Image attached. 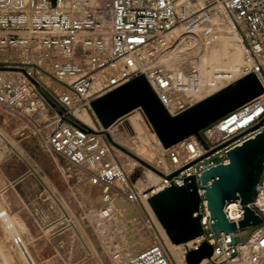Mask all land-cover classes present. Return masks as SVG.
Instances as JSON below:
<instances>
[{
  "label": "rangeland",
  "instance_id": "374dc122",
  "mask_svg": "<svg viewBox=\"0 0 264 264\" xmlns=\"http://www.w3.org/2000/svg\"><path fill=\"white\" fill-rule=\"evenodd\" d=\"M110 2L111 0H95V7L92 9L98 8L104 10L105 8H110ZM215 5L217 3L208 4V7L203 10L199 6L192 5L189 11L181 13L183 17H189L188 19H184L181 24L188 22L186 28L193 26L199 15ZM191 12L195 13L189 15ZM213 21H218L216 24L226 27L231 24L223 13L217 15V17L208 18L205 20V25H211ZM212 36V33L202 31L196 37H193L192 47H189L190 51L196 54L201 43L208 42ZM77 53L79 60L88 58L87 55H82V51L79 49ZM5 59L8 58H0V72H13L15 75L19 73L15 77L23 80L25 85L33 86L35 84V88L39 92L42 89L46 90L57 103V106L45 103L46 107L42 105L37 112H27L24 107L12 110L8 106L0 104V204L6 209L10 223L15 226L16 232L23 236L36 264H113L111 254L122 252L127 256L135 255L147 247L154 240L153 236L156 234L164 243L170 257L175 260L172 251L165 244L156 226L153 225L155 228L153 231L143 221L145 215L150 218L148 211L142 203L141 195L143 194V190L147 189L146 185L148 183L155 185L158 182L157 187L160 186V176L168 178L164 174V172L168 171L167 168L164 169L154 159L150 161L151 158L143 155L145 157L144 160L134 153L137 150L132 138H140L144 132H148L152 136L150 141L152 148H158L160 156L162 158L164 156L163 160H166L164 153L161 152L159 147L160 143L155 131H153L155 129L145 111L141 108L153 130L146 127L145 123L141 120H137L138 116L136 114H129L130 112L106 128L91 105V102L99 97L94 98L89 103L85 99L81 100L82 97L78 95L75 84L66 86L56 77L54 66H50V68L45 67L47 70L43 71L44 74L54 81L63 84L78 100V106L88 109L92 117L84 109H80L77 115L88 125L96 126L95 129L91 128L79 120L68 105L60 102L57 93L41 81L36 73H34V77L39 82L28 76L25 79L20 74H26V70L24 69L26 67L31 68V65L9 62L5 61ZM108 71L109 69L106 70V72ZM157 72L160 73V69H157ZM140 75L145 76L148 80L145 74L138 73V75L131 77L125 83ZM235 84L236 82L233 83V85ZM250 102L246 104L249 105ZM62 107L64 108L65 116H62L60 112ZM190 107L192 106H188L176 115ZM42 108H45L46 119H43L39 115ZM71 115L90 129L92 135L103 138L109 146L115 161L120 167H124L129 189H134L138 194L139 201H136L137 203H131L125 198L123 201L129 202L130 206L133 207L136 218H134L135 224H129L127 228L122 230L116 227H109L107 225L108 221L102 223L99 219V214L104 181H101L102 183L100 184L90 185L88 183L90 179L97 176H94L93 172L87 170V166L81 167L80 165L70 164L66 156L55 151H50L46 147L42 134L55 133L64 124H71L68 120ZM227 116L228 114L224 115L200 130L202 138H199L196 134L188 135L169 146V152L176 151L178 144L181 142L195 137L199 144L204 147L206 153L191 167L193 173L200 171V169L208 165L224 162L228 158L226 150L231 145L229 143L235 142L252 130L249 129L233 136L225 142L224 140L214 142L207 134V130L213 128ZM263 121L264 119L261 118L260 125ZM52 123L54 125L49 126ZM149 130H151V133ZM133 160L136 161L135 165H132ZM156 167L159 169L163 168V172L156 169ZM184 172L180 171L171 178L176 180V178L183 176V179H185L187 176ZM139 179L146 185H138L137 181ZM262 181H264V175ZM45 184L60 200V207L63 211L54 201ZM111 192L112 189L109 190V193ZM119 215L122 216V213ZM123 220L127 219L123 218ZM157 226L163 229L165 238L167 239L166 231L162 227V224H157ZM261 226L253 225L242 228V231H246V233L242 237H238L237 241L247 240L251 233ZM160 231L162 232L161 229ZM205 234H208V231H205ZM13 237L8 229V223L0 218V264H5L4 255L10 264H28L21 250L13 244ZM142 239H145V241L139 242ZM204 248L205 252H202L197 258L191 259L190 263L195 264L201 257L209 255V246H205Z\"/></svg>",
  "mask_w": 264,
  "mask_h": 264
},
{
  "label": "bare ground",
  "instance_id": "6f19581e",
  "mask_svg": "<svg viewBox=\"0 0 264 264\" xmlns=\"http://www.w3.org/2000/svg\"><path fill=\"white\" fill-rule=\"evenodd\" d=\"M11 1L15 4H23L26 6L27 10L25 16L27 19L33 20L35 18L34 7L37 9L39 3L42 0ZM58 3L59 10H64L66 8L70 9V13L73 17L77 15L84 16L87 14L89 8L95 7V0H59ZM192 5L199 6L201 10L208 7L206 6V2L203 0H199L197 2L183 1L178 4V11L180 13L189 11ZM194 13L195 12H191L189 15ZM221 13H223L230 21V26L226 27L216 24L218 21H213V23L208 26L205 25V20L208 18L217 17V15ZM48 14V12H45L44 16H48ZM111 16L112 15L109 8H105L102 19L107 26L111 25ZM184 18L188 19L189 17ZM187 24L188 22L178 25L169 32L162 34L157 40L153 42H147L143 47L104 65L99 72L92 75L93 81L90 85L88 93L93 94L99 92L112 85V83L122 80L126 74L132 73L138 69H142L148 71V82L151 86H153L156 94L161 96L168 113L174 116V112L179 108L185 107L186 105L195 106L198 103L206 101L210 97L233 85L234 82L243 79L245 76L251 73V69L256 65L257 62L250 52L247 51L239 34H237L235 31L234 24L232 23L225 8L221 4H217L203 14L199 15L196 18L195 24L193 26L186 28ZM202 31L210 32L213 34V36L210 37L208 42L201 43L196 55L190 51L189 47H192V38L196 37ZM157 53H159V57L156 56ZM2 57L17 58L26 61L30 60V58L23 54V51L20 49H17L8 55L0 54V58ZM33 59L41 66L47 68H50V66L53 67L51 64L52 62H50L49 59L36 57ZM70 61L71 63L64 67V69L68 72L65 76H62V78L68 82H73L81 78L90 70L96 68L98 65L104 62L102 58L97 60L90 57H88L84 62L80 61L76 57ZM262 63L264 64V59H262ZM157 68L160 69V73L156 72ZM107 69H109L108 72H106ZM56 71L58 72V69H54V72ZM16 75L18 76L19 73ZM16 75L13 74V72H0V79L4 86L14 84L18 90L27 92L28 88L25 84H23L24 81L15 77ZM39 78L66 101V103L72 109L73 114L79 120L88 125L84 120L78 117L77 112L80 109L86 110L89 114L90 112L87 108L78 106V100L68 89L65 88V86L54 81L43 72L39 73ZM205 112L206 111H202L201 114ZM131 113L136 114L138 116L137 120H141L145 123L146 127L149 129L151 128L149 120H147L145 117L141 107L135 108L129 114ZM192 114L196 116L198 113L195 114L194 112ZM263 114L264 94L261 95L259 100L256 102H251L249 105L242 107L239 111L218 122L213 128L208 129L207 134L214 142H218L223 139L227 140L234 133L245 129V127L247 128ZM39 115L42 116L43 119L46 117L45 108L40 110ZM179 124H183V122ZM51 125L54 124L52 123L49 126ZM88 126L94 129L96 128L95 125ZM153 131H155V134L159 140L161 152H163L166 157L165 161L163 160L164 156L163 158L160 156V150L155 147L152 148V143L150 144L152 139L151 134L144 132L140 138H132L135 149L138 152V154L137 152H134L136 155L144 160L146 156L147 158H151L150 161L154 159V161H157V163L163 166L164 169H168V171L164 172L168 178L164 176L161 177L159 175V182L161 181V185L158 187V182L155 185H150V183L146 185L140 179L137 181L138 185H146L147 187L146 190H143L141 199L143 206L150 215V222H148L149 217H147V215H145L143 221L146 226L151 228L153 231L155 230L153 225L156 226L165 244L168 248H170L169 250L172 251L174 255L173 257L177 261V264H192L190 263L191 259L197 258L198 255H200L202 252H205L203 244L199 245L203 239V236L200 235L184 243L173 242L166 228L163 226L158 216L155 215L156 213L149 202V198L168 187L170 183V176H173L180 171H186L185 173L190 174L191 167L197 160L203 157V155L206 153V150L199 144L195 137H192L178 144L175 153L176 157L174 158L172 157L171 152H169L170 148H168L163 143L156 130ZM149 132L151 133V130H149ZM251 134L253 135L254 132ZM89 138L90 140H93V143L76 144L77 141L72 140L68 148L64 150V153L70 164L80 165L81 167L87 166V170L93 172L94 176L103 174L106 175L107 173L110 174L109 182H104L105 184L103 185V195L101 197L102 204L100 207L99 219L102 223H106L108 221L107 225L109 227H116L123 230L127 228L129 224H135L136 218L134 209L132 206H130L129 202L137 203L135 199L131 198L129 183L125 175L126 171L123 166L118 168L116 164L114 169L111 171L106 169L107 165L109 166L115 163V159L109 151L106 142L103 140V138H99L97 136ZM241 142L242 139L238 140L237 143ZM122 143L124 142L122 141ZM88 150H93L94 152L89 158H86V153ZM133 161L134 162H132V165H135L136 161ZM226 163H229V158L226 159ZM128 164L127 166H129ZM158 167H156V169L163 172V168L159 169L160 167ZM101 181L96 179V177H92L88 183L90 185H95L102 183ZM178 183L183 184V178H179ZM46 187L51 193L54 201L60 207V200L47 185ZM260 187L262 189V193L255 201V205L264 211V184ZM110 189H112L111 193L108 192ZM201 191L203 192L204 189L201 188ZM124 198L129 202H123L125 200ZM225 208L229 217L235 218L236 220L239 219L243 213L245 214V210L240 199H232L227 201ZM207 212L210 214L208 208ZM120 213H122V216L119 215ZM122 217L126 218L128 221L123 220ZM0 218L8 223V229L12 233V236H14L12 239L13 244L19 250H21L28 264H36L34 258L29 252L23 236L16 232L15 226L10 223L6 209L1 204ZM157 218L166 231L168 240L165 238L163 229L157 226V224L160 225ZM160 229L163 233L160 231ZM155 238L157 239L159 236L156 234L153 236V239ZM16 239H19L18 243L16 242ZM261 239H264L262 231L255 230L253 236H250L246 241L240 243V252L238 256L229 259L227 254H223L219 250H216L213 252L211 257L205 255L199 264H251L252 257L249 250L254 246L256 249H258L257 255L261 256L263 260L262 264H264V248L260 246ZM144 241L145 239H142L139 242L142 243ZM87 249L89 248L87 247ZM189 249L193 250L190 251ZM124 256H126V258H130L133 255L127 256L122 252L111 254L113 264H116L117 261L123 259ZM4 259L5 264H10L5 255Z\"/></svg>",
  "mask_w": 264,
  "mask_h": 264
},
{
  "label": "built area",
  "instance_id": "2783aa9c",
  "mask_svg": "<svg viewBox=\"0 0 264 264\" xmlns=\"http://www.w3.org/2000/svg\"><path fill=\"white\" fill-rule=\"evenodd\" d=\"M183 1L197 2L199 0H111L109 10L112 15V20L111 25L107 26L102 19L104 10L98 8L95 10L89 8L86 15H77L73 17L70 13V9L66 8L64 10H59V0H55V2L54 0H42L37 9L34 7L35 18L30 20L25 16L27 10L26 6L23 4H15L11 0H0V54L8 55L17 49L23 51V54L30 58V60L26 61L23 59L8 58L5 59V61L31 65V68L26 67V69H24L26 70V74H20L23 75L25 79H27L28 76L32 77L37 82L39 81L34 77V73L39 77V73L47 70V68L39 65L33 58L49 59L54 69H58V72H55L56 77L66 86L75 84L78 95L82 97L81 100L85 99L87 103H89L94 98L100 97L122 85L131 77L138 75V73L145 74L148 78V71L138 69L132 73L126 74L122 80L112 83V85L99 92L93 94L88 93L93 81L92 75L95 74V71L99 72L104 65L143 47L147 42L157 40L162 34L180 25L185 18L182 17L181 13L178 11V4ZM203 1L206 2V6L211 3H217L225 8L234 24L235 31L239 34L247 51L250 52L257 62L251 69V73L257 76L264 88V64L262 63V59H264V0ZM45 12H48L50 15L44 16ZM78 49L82 51V55H87L97 60L102 58L104 62L90 70L81 78L73 82H68L62 78V76H65L68 72L64 67L69 65L71 63L70 60L73 58H78ZM158 54L159 53H157L156 56H158ZM80 61L84 62L86 59ZM34 69L36 70L34 71ZM91 72L94 73L90 75L89 73ZM27 88V92H24L23 90H18L14 84L4 86L0 79V104L8 106L12 110L24 107L27 112H37L39 107L42 105L45 106V103H50L46 96L35 88V84H33V86L29 85ZM58 96L60 102L68 105L60 95ZM157 96L163 103L161 96H159V94H157ZM260 96L253 99L251 102H256L259 100ZM38 102H40V105H38ZM246 105L248 104L230 112L228 116L239 111ZM188 106L189 105L179 108L174 112V115L186 109ZM62 116H65V112L62 113ZM261 118L264 119V114L257 118V120L247 128L245 127V129L234 133L231 137L249 129L252 130L244 134V136L240 137L238 140L242 139L243 142L248 138L254 137L257 132L264 130V121L260 125ZM257 124H259V128L253 129ZM252 132H254L253 135L251 134ZM91 133L92 132L71 123L64 124V126L60 127L55 133L42 134V137L46 147L49 148L50 151H55L66 156L64 150L68 148L72 140H76V144L93 143V140H90L89 137H94L96 135H92ZM231 137H229V139ZM229 139L223 140L225 142ZM238 140L229 143L231 145L228 144L229 147L226 150V155L230 149L234 148L236 145L242 144V142L237 143ZM107 147L110 151L108 145ZM93 152V150H88L86 158H89ZM175 153L176 151H171V155L174 158L176 157ZM220 163H226V160ZM115 164L120 168V165L115 161V163L109 166L107 165L106 169L111 171L114 169ZM217 164L208 165L195 173H193L192 170H190V174L185 173L186 171L184 173L186 176L196 174L197 177H199L203 170ZM109 178L110 174L108 173L96 177V179L99 181L102 180L105 183L109 182ZM179 178H183V176ZM179 178H176V180L170 178L168 187L172 184L183 185L184 183H178ZM263 184L264 181H262L261 178L256 196L254 201L250 204V207L262 217L263 221L259 224L262 226L257 230L262 231L264 235V211L255 205V201L262 193L260 186ZM130 190L131 198L139 201L137 192L132 188H130ZM204 191L202 192L201 188L199 189L200 196L202 197L200 204V213L203 215L201 223L204 229V234L202 235L203 239L199 245L207 242L213 247L214 252L219 250L223 254H227L229 259H232L238 256L240 252V243L244 242V240L237 241V238L242 237L246 231H242V228H238L233 233L222 232L220 235H216L210 226L211 219L210 214L207 212L208 207L207 200H205L203 196ZM224 211L228 219L237 224L244 217L243 213L242 216L236 220L235 218L229 217L226 208H224ZM197 214L198 213H195V215ZM148 222H150V218H148ZM205 231H208V234H205ZM254 232L255 231H253L250 236H253ZM232 237L235 239L234 244H232ZM16 242L18 243L19 239H16ZM260 246L264 248V239L260 240ZM189 250L191 251L193 249ZM257 250L255 246L251 247L249 250L252 257L251 264H262L263 262L261 256L257 255ZM116 264H177V261L170 257L162 240L160 238H155L143 250L130 258L120 259Z\"/></svg>",
  "mask_w": 264,
  "mask_h": 264
},
{
  "label": "water",
  "instance_id": "95a60500",
  "mask_svg": "<svg viewBox=\"0 0 264 264\" xmlns=\"http://www.w3.org/2000/svg\"><path fill=\"white\" fill-rule=\"evenodd\" d=\"M263 92L264 88L257 76L250 73L236 81L235 85L173 116L168 113L145 76L140 75L93 100L91 105L106 128L120 117L141 107L163 143L169 147L252 101ZM202 111L206 112L201 114ZM194 112L198 114L195 116L192 114ZM181 122L183 124H179ZM257 128L259 124L253 127ZM227 156L229 163L211 166L203 170L199 177L196 174L189 175L185 177L184 185L172 184L149 198L173 242L184 243L204 234L200 188L205 190L203 196L210 211V226L216 235L222 232L233 233L238 228L259 225L263 221L250 204L254 201L264 173V130L230 149ZM232 199H240L245 210L244 218L238 224L230 221L224 211L226 202ZM234 243L235 239L232 237V244ZM205 246H209L208 256L211 257L213 247L207 242L203 243V247ZM203 258L204 256L195 264H199Z\"/></svg>",
  "mask_w": 264,
  "mask_h": 264
},
{
  "label": "trees",
  "instance_id": "16d2710c",
  "mask_svg": "<svg viewBox=\"0 0 264 264\" xmlns=\"http://www.w3.org/2000/svg\"><path fill=\"white\" fill-rule=\"evenodd\" d=\"M41 92L46 96L47 100H48L51 104H53L54 106H57V103L54 101L53 97H52L51 95H49V93H48L46 90L42 89ZM60 112H61V113L64 112V108H63V107L61 108ZM68 120H69L71 123L76 124V125H78L79 127L84 128L85 130H87V131H89V132H92L90 129H88L87 127H85V125H84L83 123H81V121L77 120L73 115H71V117H69ZM202 129H204V127L201 128L200 130H202ZM200 130H198V131H196V132H194V133H192V134H196L199 138H202V136L200 135ZM192 134H190V135H192Z\"/></svg>",
  "mask_w": 264,
  "mask_h": 264
}]
</instances>
